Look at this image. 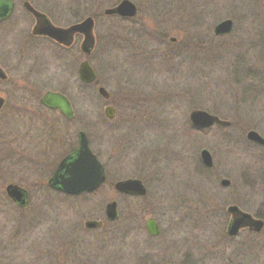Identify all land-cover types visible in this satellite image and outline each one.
Wrapping results in <instances>:
<instances>
[{
	"label": "rangeland",
	"instance_id": "1",
	"mask_svg": "<svg viewBox=\"0 0 264 264\" xmlns=\"http://www.w3.org/2000/svg\"><path fill=\"white\" fill-rule=\"evenodd\" d=\"M118 1L101 0L98 12L91 3L96 44L90 55L80 51L79 39L68 51L45 57L47 69L36 60L22 84L34 95L63 90L72 99L77 116L72 124H58L59 144L83 129L85 112L103 122L86 131L107 181L95 193L68 199V216L56 205L59 197L39 183L46 175L1 161L0 264H264V229L250 237L243 253L233 252L225 229L233 198L264 186V176L259 184L249 179L251 170L256 175L264 170L244 141L249 129L264 136V0H133L134 19L102 14ZM50 5L51 17L62 23L89 14L87 5L70 9L69 0ZM224 19L233 21L232 30L218 36L214 26ZM84 59L109 93L107 103L95 85L80 83L77 68ZM106 104L116 109L111 121L104 115ZM194 109L233 122L235 142L228 145L226 131L217 127L197 132L189 122ZM14 131L18 137L20 129ZM2 132L12 137L10 130ZM202 148L211 153V168L199 159ZM127 178H139L147 195L116 193L111 183ZM222 178L229 186L219 184ZM7 183L29 187L28 206L13 205L4 193ZM112 199L119 218L106 222L104 205ZM251 202L253 212L257 206ZM150 217L158 223L155 237L145 230ZM87 219L104 226L85 230Z\"/></svg>",
	"mask_w": 264,
	"mask_h": 264
},
{
	"label": "flooded vegetation",
	"instance_id": "2",
	"mask_svg": "<svg viewBox=\"0 0 264 264\" xmlns=\"http://www.w3.org/2000/svg\"><path fill=\"white\" fill-rule=\"evenodd\" d=\"M55 0H5V3L10 5V9L6 11L5 14H2L0 16V45L6 46L5 48L0 51V100H1V106H0V162L1 161H7V162H18V163H24L23 165L24 170L30 171V168H33L31 171L36 176L46 175L44 179L40 180V184L42 188H46L49 193H54L61 202L57 203L56 205H61L63 207V210H66V212H62L64 214L70 215V209H71V203L68 202V199L73 198V195L68 194L64 191H62L58 185L52 186L49 183L50 178L52 177H59L60 175H65L66 171V165L68 162L76 158V155L79 150V138L80 133H83L87 140V145L89 150L96 156L98 159V153L97 150H92L90 147V141L87 135L86 128L87 126H93L94 128H100L96 125H102L103 122L98 121H92L90 119L89 115H87V112L84 113V117L82 120V128L79 129L77 132L72 134V139H69L71 137H66L61 140V144H59V132H58V124L60 126V123L63 124H72L77 116V112L74 108V103L72 99L64 92L63 90H51L48 89L44 91L41 95L35 93V95L31 92H27L26 90L22 89L23 81H26L28 78V75H31V66L35 61H42L40 64L42 67L47 69L48 64H43V59L46 57L53 56V51H68L71 47L74 46L75 41H79V49L81 51V42L83 39V36L81 33H75L73 37V41L69 46L62 45L50 37L43 34L42 31L45 30V28L48 26H54L57 28L66 29L72 25L78 24L82 22L85 18L91 17L93 19V25L95 22L94 19V13L90 10L91 3H94L95 9H92L95 12H98L101 9L100 1L101 0H69V8L73 9L75 4H83L89 6V14L85 16L82 19H76L73 18L70 22L65 23L61 22L59 20H54L51 17V8L50 3ZM122 0H119L118 2H114L110 4L107 8H104L102 10V14L104 16L108 17H116V19L119 20H131L134 19L137 16L138 13V7L136 3H134L133 0L130 1L134 7H135V14L133 16H122L118 13H106V10L115 8ZM77 10V9H74ZM37 14V15H36ZM95 38V36H94ZM174 39V38H173ZM175 41V40H172ZM96 44V39H95ZM95 47V45H94ZM5 49V51H4ZM94 50V48H93ZM92 52H90L88 55H90ZM86 55V56H88ZM86 60V59H84ZM36 61V63H37ZM83 61V60H82ZM81 61V62H82ZM88 61V60H87ZM80 62V63H81ZM89 62V61H88ZM35 63V64H36ZM79 63V65H80ZM90 64V63H89ZM29 65V66H28ZM63 65L66 66V69L68 67V63H63ZM78 65V68H79ZM62 66V64L58 65ZM91 66V65H90ZM92 67V66H91ZM78 68H77V74H78ZM93 69V68H92ZM67 71V70H66ZM94 71V69H93ZM95 72V71H94ZM79 78V77H78ZM82 85H95L98 88L103 87L102 85H99L97 83L96 79V72H95V79L91 83L82 82L79 80ZM4 85V86H3ZM7 86V88L5 87ZM47 91L51 92H59L62 95H64L71 104L72 114L73 117L71 119H68L62 112H60L56 108H51L48 106L43 105L40 102L41 97L46 93ZM109 94V93H108ZM256 96V95H255ZM102 97V96H101ZM29 98V99H27ZM102 99L107 103L110 100V96L108 98ZM34 103L37 102L35 106L28 107L25 104L26 103ZM24 104V105H23ZM107 106L112 107L113 114L112 118H107L105 115V108ZM104 108V115L105 117L111 121L115 119L116 115V109L111 104H106ZM218 116L222 120H227L222 118L218 114H214ZM61 120V121H59ZM230 122L229 126L221 127L217 124L212 125L211 127H217L221 131H226L223 136L228 142V145L233 144L234 141V133L231 132V129L233 127V122L230 120H227ZM22 123V127H17L16 124ZM62 124V125H63ZM68 127V126H66ZM103 129H106L102 127ZM195 128L197 132H202V129ZM20 129V133H18V137L16 136V133L14 130ZM50 132H48V130ZM2 130H10V134L12 137H10L9 133L6 136L5 132H2ZM256 131L260 136L264 138V136L258 132L255 129H249ZM247 130L246 133L249 131ZM245 133V145L247 146V153L251 152L253 153V156H255V159L259 160L261 162V166L264 170V145L249 141L246 138ZM99 160V159H98ZM101 163V162H100ZM102 165V163H101ZM103 166V165H102ZM104 168V166H103ZM254 170V169H253ZM251 170V175L249 176V179L252 183L259 184L260 179H262V176L264 174H253ZM104 175H105V182L106 174L104 169ZM128 179V178H127ZM130 179V178H129ZM131 179H138L139 178H131ZM124 180L119 179L114 181L112 184V187L116 193L123 196H130V197H137V198H144L147 193V187L143 184L145 188V193L142 195L137 194H126L118 192L114 185L116 182ZM229 180V179H228ZM103 183V185L105 184ZM8 184L7 183L5 187ZM230 184V180H229ZM21 190L25 191L24 198L26 199L25 204L19 205L18 203L12 201L7 194L5 193V187H4V193L8 199H10L16 207L24 208L28 206L30 203V189L27 186L24 185H16ZM103 185L99 187L97 190L99 191L102 189ZM229 186V185H228ZM94 191L92 193L97 192ZM264 193V186H251L250 191L248 195H245L243 197L236 196L233 198V202L230 203L229 206L236 207L240 212L246 213L252 217L254 220H260L262 221V226L259 230H255V228L252 226H240L236 233L232 235L227 234V229L229 225H231L235 220H237L240 216H234L233 213L236 215V211L229 212L227 210L228 218L226 219V237L227 241L232 245L233 252L241 251L243 253L245 250H248V247L251 246L250 237L252 235L257 236L259 235L262 230L264 229V197L261 195ZM80 195V194H79ZM115 202L116 207V218L113 220H110L106 216V205L110 202ZM249 201L252 204H255L257 209H255L253 212L249 210L247 206H251ZM258 204H257V203ZM57 208V207H56ZM247 208V209H245ZM104 220L106 222H114L119 218V212L117 208V202L112 199L105 203L104 205ZM152 218V217H150ZM148 218L145 220V230L151 237H155L159 234V227L158 223L154 218H152L156 224L157 234L152 235L146 226L147 221L150 219ZM88 220H94L99 221L101 224L100 226L96 228H86L85 222ZM84 221L83 226L85 230H96L104 226V222L102 220H96V219H87ZM69 227H71V224H67ZM67 227V226H66ZM62 229V228H61ZM67 244H68V227H67ZM145 243L153 242V241H143ZM2 244H0L1 246ZM148 245L149 249H151L152 245ZM67 250L69 251V247H67Z\"/></svg>",
	"mask_w": 264,
	"mask_h": 264
},
{
	"label": "water",
	"instance_id": "3",
	"mask_svg": "<svg viewBox=\"0 0 264 264\" xmlns=\"http://www.w3.org/2000/svg\"><path fill=\"white\" fill-rule=\"evenodd\" d=\"M9 9L10 5L5 3V0H0V16L2 14H5ZM105 12L118 13L122 16H133L135 14V7L130 1L122 0L115 8L106 10ZM231 27V20H223L216 24V26L214 27V33L216 35L226 34L231 30ZM42 32L54 41L65 46H69L71 44L75 33H81L83 35V40L81 42V51L85 54H89L91 52L95 43V39L93 36V19L91 17H87L82 22L72 25L66 29L57 28L48 24V26ZM78 75L79 78L86 83H90L95 79V72L93 71L87 60H84L80 63L78 68ZM98 92L104 98H108L109 96L108 92L103 87H100L98 89ZM40 102L45 106L58 109L68 119H71L73 117L69 100L59 92L48 91L44 93V95L40 99ZM105 114L111 118L113 114L112 107H106ZM189 118L194 126L200 128H206L214 123H217L221 126L230 124L227 121L220 120L217 116L199 109L191 111ZM246 136L249 140L264 145V138H262L257 132L253 130L248 131ZM200 158L205 166H212V158L208 150L202 149L200 151ZM104 179L105 175L101 164L98 162L96 156L89 150L85 135L83 133H80L79 150L76 158L68 162V164L66 165L65 175L52 177L50 178L49 183L52 186L58 185L59 188L66 193L79 194L84 191L94 190L104 181ZM228 184V179L223 178L220 180V185L228 186ZM114 187L117 191L122 193L137 195H142L145 193V188L141 181L138 179H126L118 181L115 183ZM5 192L13 201L18 203L19 205L25 204V191L21 190L19 187L13 184H8L5 187ZM115 205L116 204L114 201L106 205V216L110 220L116 218ZM227 210L232 213L236 211V215L234 213L233 215L240 216L231 225H229L227 229V233L229 235L236 233L240 226H253L255 230H259L262 226V221L252 219L250 215L240 212L234 206H229ZM100 224L101 223L99 221L88 220L84 225L86 228L90 229L96 228L100 226ZM146 226L148 231L152 235H155L157 233L156 224L153 219H149L146 223Z\"/></svg>",
	"mask_w": 264,
	"mask_h": 264
},
{
	"label": "trees",
	"instance_id": "4",
	"mask_svg": "<svg viewBox=\"0 0 264 264\" xmlns=\"http://www.w3.org/2000/svg\"><path fill=\"white\" fill-rule=\"evenodd\" d=\"M206 131V130H205Z\"/></svg>",
	"mask_w": 264,
	"mask_h": 264
}]
</instances>
